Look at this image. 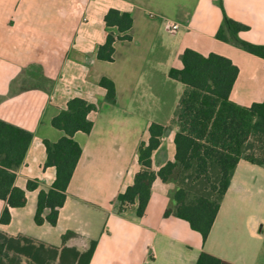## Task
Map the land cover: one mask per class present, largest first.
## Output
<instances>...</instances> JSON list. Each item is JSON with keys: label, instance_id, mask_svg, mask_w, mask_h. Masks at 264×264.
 <instances>
[{"label": "crops", "instance_id": "1", "mask_svg": "<svg viewBox=\"0 0 264 264\" xmlns=\"http://www.w3.org/2000/svg\"><path fill=\"white\" fill-rule=\"evenodd\" d=\"M221 4L222 9L218 0H0V120L32 134L14 180L25 190L26 203L9 208L10 222L0 224V231L55 247L72 231L78 236L67 246L83 251L96 241L89 264H195L202 252L230 264H264V164L239 159L205 240L186 221L164 216L173 184L158 177L143 216L133 206L121 213L115 206L142 169L137 149L148 141L149 125H170L174 109L163 111L157 100L173 91L176 107L184 85L168 71L182 68L184 50L231 61L238 69L232 102L249 107L264 99V59L216 38L224 12L246 27L238 32L240 40L264 45V0ZM110 9L129 13L132 25L125 32L129 40L113 43L108 62L96 55L107 33H117L104 22ZM169 23L178 30L172 32ZM102 77L114 84V105L105 102ZM73 98L96 107L88 115L92 128L73 136L82 152L56 225H36L37 195L55 179L54 167L45 165L43 140L63 136L51 120ZM174 132L160 138L151 171L173 161ZM28 182L37 188L27 191ZM5 207L0 200V216Z\"/></svg>", "mask_w": 264, "mask_h": 264}, {"label": "trees", "instance_id": "2", "mask_svg": "<svg viewBox=\"0 0 264 264\" xmlns=\"http://www.w3.org/2000/svg\"><path fill=\"white\" fill-rule=\"evenodd\" d=\"M218 5L222 9L221 0ZM108 32L105 42L98 48L97 58L111 62L113 43L129 40L125 33L132 25L129 13L110 9L104 16ZM245 26L229 19L223 12L218 40L264 59V45H255L238 38ZM182 68H171L168 77L184 85L168 126L151 123L148 141L137 149L142 169L136 173L133 184L115 198L119 213L133 206L137 217L144 214L156 177L171 182L169 205L164 216L186 221L202 239L208 236L222 198L229 186L236 164L241 157L252 163L264 164V99L249 107L240 106L229 99L238 69L231 61L217 54L203 56L186 49L180 56ZM99 85L106 90L105 102L115 104V88L111 80L102 77ZM96 107L80 98L67 102L51 120V126L63 136L56 142L43 140L46 166L55 169V179L48 191H39L33 221L36 225L47 222L55 226L58 211L66 199V189L72 178L82 149L73 139L77 132L88 134L92 122L88 115ZM174 129V157L157 172L150 170L151 155L160 144V138ZM32 134L22 128L0 120V200L6 207L0 224L10 222L9 208L23 207L25 190L14 185L15 174L23 162ZM37 188L28 182L26 190ZM47 211L46 214H44ZM78 235L67 231L61 236L62 245L55 247L25 235L9 236L0 231V264H89L96 241H89L85 250L67 246L69 239ZM195 264H230L202 252Z\"/></svg>", "mask_w": 264, "mask_h": 264}, {"label": "rangeland", "instance_id": "3", "mask_svg": "<svg viewBox=\"0 0 264 264\" xmlns=\"http://www.w3.org/2000/svg\"><path fill=\"white\" fill-rule=\"evenodd\" d=\"M174 100H175V94L174 92H170L168 95H166V97L164 99H160V100H157L158 104H160L161 106V109L163 111H168L171 110L172 108L175 110L176 107H173L174 106ZM156 102V100H154ZM172 109V110H173Z\"/></svg>", "mask_w": 264, "mask_h": 264}, {"label": "built area", "instance_id": "4", "mask_svg": "<svg viewBox=\"0 0 264 264\" xmlns=\"http://www.w3.org/2000/svg\"><path fill=\"white\" fill-rule=\"evenodd\" d=\"M168 26H169V29H170L172 32L177 31L178 28H179L177 24H173V23H169Z\"/></svg>", "mask_w": 264, "mask_h": 264}]
</instances>
